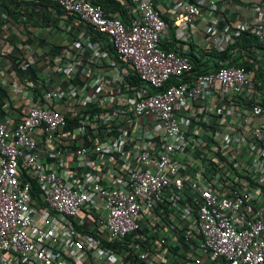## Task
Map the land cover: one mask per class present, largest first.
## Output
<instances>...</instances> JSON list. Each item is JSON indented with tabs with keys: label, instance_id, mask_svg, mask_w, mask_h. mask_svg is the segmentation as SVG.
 <instances>
[{
	"label": "built area",
	"instance_id": "2783aa9c",
	"mask_svg": "<svg viewBox=\"0 0 264 264\" xmlns=\"http://www.w3.org/2000/svg\"><path fill=\"white\" fill-rule=\"evenodd\" d=\"M48 1L70 43L8 90L24 112L0 120V264H264L260 82L245 66L194 76L161 48L230 0H166L171 25L160 0H131L127 23L89 0ZM250 9L207 26L201 48L246 31L264 49V2Z\"/></svg>",
	"mask_w": 264,
	"mask_h": 264
},
{
	"label": "trees",
	"instance_id": "16d2710c",
	"mask_svg": "<svg viewBox=\"0 0 264 264\" xmlns=\"http://www.w3.org/2000/svg\"><path fill=\"white\" fill-rule=\"evenodd\" d=\"M91 3L95 5L101 6L105 11H112L114 13H119L118 16L123 20V22L127 23L132 17H136V14H132L131 11L133 10V5L131 3V0H89ZM13 4L16 7H19L18 13L20 14V17L18 20H14L15 24L20 28V34H31L34 35V32L36 31V28H50V29H56L61 30L59 28V25H57V21H59L63 16H66V13L62 11V9L55 3H52L48 0H37V2L30 3L29 7H42V16L36 13L34 15V9L31 10L33 15L30 13L29 15H26L21 12V7L26 4V2L21 0H13ZM0 6L5 7L7 9V12L9 14L8 20L13 22L12 15L13 11L10 9L9 5L6 3H1ZM167 22L169 20L165 17H163ZM170 24V23H169ZM171 25V24H170ZM30 26V27H29ZM171 32L172 40L174 35L172 34L173 31L169 30ZM45 33V31H44ZM47 33V32H46ZM40 39V38H39ZM24 42V43H23ZM35 40H31L29 44L25 43V41L18 39V41H15L11 38L9 35H5L2 31V27H0V71H4L6 74H10V76H6V78L10 79L12 82H17L21 87L24 85V80H34L39 77L40 70H38L34 64L29 66L27 71H24L21 75V71L19 67L21 66V63L23 61H30V58L26 59L23 54H25L26 48H30V45H33ZM24 45V48L20 47L18 45ZM39 46V45H38ZM196 46V45H195ZM258 40L255 36H253L250 33L243 32L239 35V37H235L233 42L230 44L228 48H226L224 51L219 52L214 49L210 48H201L198 49L196 46V49L190 50L188 54H186L187 57L192 61L193 63V75H202L207 74L210 72H214L222 67H228V66H245L248 69L253 70L255 78H257V81L260 82V87L258 89L263 93L264 91V68H261V65H259L258 62L255 61V57L250 56V50L249 48H259ZM36 47V46H35ZM161 48L164 51H169L170 48L168 47V42L161 43ZM110 52H112L111 48ZM264 50V49H263ZM112 54V53H111ZM50 53L47 51L44 53V58L49 56ZM43 56V54H42ZM51 56V55H50ZM54 56V55H53ZM113 56L115 59H117V56L113 53ZM264 57V56H263ZM27 61V62H28ZM255 62V64L253 63ZM120 64L123 62L120 61ZM129 75L131 74V70L126 66ZM132 77V76H130ZM133 82L136 84L137 80L135 77L131 78ZM44 80H42V83ZM43 85V84H42ZM46 88V87H45ZM3 95L4 99L9 100L10 105L12 106V101H10V93L8 91V88L3 89ZM21 103V102H19Z\"/></svg>",
	"mask_w": 264,
	"mask_h": 264
},
{
	"label": "crops",
	"instance_id": "0c3cea01",
	"mask_svg": "<svg viewBox=\"0 0 264 264\" xmlns=\"http://www.w3.org/2000/svg\"><path fill=\"white\" fill-rule=\"evenodd\" d=\"M12 1L13 0H0V4L2 2L6 3L7 5H9L10 9L13 11V15H12L13 22H11L10 21L11 19L8 20L9 14L7 12V9L5 7L0 6V27H2V31L4 32L5 35L7 34L11 36V38L15 41H18V39H21L25 41L26 44L27 43L29 44V42L32 39L35 40L34 44L30 45V48H31L30 50L27 48L25 50L23 49V51H26L25 54L23 55L24 57H26V59L30 58V62L33 63L38 70H40V73H39V76H40L41 74L48 72V69L46 67L47 60L45 59L46 57L44 58V53L48 51L51 55V56L49 55L50 56L49 58L53 57V55L54 56L60 55L61 50L68 43H70L68 40L69 38L67 37L68 35L67 33L64 32L65 28L63 27H59L61 29L59 31L56 29H50V28H45V29L36 28V31L38 32L37 35L35 33L36 31L34 32L33 36L27 33L24 35H21L20 28L17 26V24H15V21H14V20H18L20 17V14L18 13L19 7H16ZM21 1L26 2V4H24V6L21 7L20 13H24L26 15H29L31 13L33 15L31 10L34 9V15H36V13L38 14L40 13L39 15L42 14V11H43L42 7H37V6L34 8L31 6L29 7L30 3L32 2L35 3L37 2V0H21ZM160 1L162 2L163 7L165 9L164 17L167 18L169 20V23L171 24L170 13L168 12V10L170 11L169 9L170 5L166 0H160ZM263 2L264 0H230L229 6L221 4L219 9L215 12L205 11L203 13L204 14L203 19L198 21L193 29H190L187 40L181 41L177 37L175 31L172 30L173 31L172 34L174 35L173 40H172V36L170 32L169 36L164 40V42L166 43L168 42V47L170 48L169 51L176 52L177 54H182V53L188 54L190 50L196 49V46L198 47V49H201V45L205 39L204 29L207 26L222 27L225 24H229V25H233V28H234L235 26H237V24H243L247 20L251 19L252 13H251L250 8L252 5L260 4ZM131 13L137 15L134 8L131 11ZM134 18L136 17H133V18L131 17L130 20ZM60 20H64V18ZM59 21H57L58 24H59ZM66 21H68L70 25L71 23L70 20L66 19ZM59 26H62V23H60ZM40 30L41 31L44 30L45 33L44 31L42 33L41 32L39 33ZM234 39L235 37L233 38V40ZM259 45H260L259 48L256 49L254 47H251L249 48V50L250 52H252L250 53V56L255 57V61L258 62L259 65H261V68L263 69L264 68V57H263L264 50L260 43ZM18 46H19L18 48L20 47L24 48L25 44L24 45L20 44ZM257 58H260V60H257ZM6 76H10V74L9 73L6 74L4 71L0 75V120H2L5 123H8V121L10 120L17 121L19 119L21 114L24 112L23 111L24 106H22V104L16 100L12 101L13 105L11 106L9 100L4 99L3 89L8 88L9 90L10 85L14 83L10 79L6 78ZM262 95H264V91Z\"/></svg>",
	"mask_w": 264,
	"mask_h": 264
}]
</instances>
